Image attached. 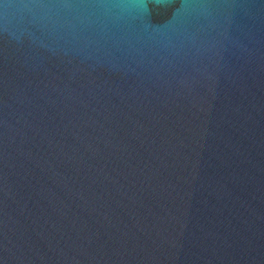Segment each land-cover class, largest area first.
I'll return each mask as SVG.
<instances>
[{"label": "water", "instance_id": "water-1", "mask_svg": "<svg viewBox=\"0 0 264 264\" xmlns=\"http://www.w3.org/2000/svg\"><path fill=\"white\" fill-rule=\"evenodd\" d=\"M0 264H264V0H0Z\"/></svg>", "mask_w": 264, "mask_h": 264}]
</instances>
